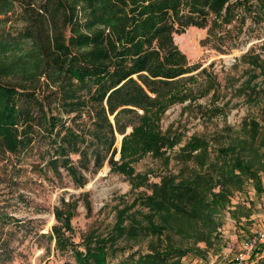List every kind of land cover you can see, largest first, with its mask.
I'll use <instances>...</instances> for the list:
<instances>
[{
	"label": "rangeland",
	"instance_id": "374dc122",
	"mask_svg": "<svg viewBox=\"0 0 264 264\" xmlns=\"http://www.w3.org/2000/svg\"><path fill=\"white\" fill-rule=\"evenodd\" d=\"M13 1L14 12L0 18V38L18 43L21 51L30 55L38 67L36 78L27 82L26 87L35 91L40 106L32 104L30 107L35 120L30 122L32 131L26 146L12 153L0 140V264H79L73 250L63 252L57 247L53 235L55 226L62 228L65 237L83 252L85 240L90 236L115 239L119 252L109 264H126L133 253L164 249L170 240L166 236L136 240L117 238L114 233L117 209L127 208L130 216L138 211L148 213L140 205L129 207L137 199L151 195L152 185L160 183L169 173L181 171L188 175L189 169L197 163L186 164L178 155L192 137H204L215 146L223 137L238 135L245 121L257 119L263 124L264 0H228L215 13L207 6L205 29L189 27L184 33L174 35L189 66L198 67L190 75L205 70L215 79L210 81L206 75L200 77L199 84L191 85L192 99L173 104L166 111L160 122L161 129L170 136L176 134L181 141L165 150L168 161L147 154L131 164L134 177L145 175L148 179L141 187L138 181L133 182L113 170L109 163L114 148L117 149L114 161L121 163L122 142L132 132V127L127 128L125 135L115 132L114 147L100 167L95 156L98 145L92 134L96 109L89 101V94L87 91L78 93V100L84 103L78 109L65 106L66 101L59 100L69 79L56 69L52 55L56 39L61 38L68 44L76 33L91 36L103 29L110 34L109 27L87 26L94 10L89 7L95 8L94 3L87 0ZM230 8L231 13L227 14ZM18 79L17 82L22 83V79ZM23 100L28 107L26 99ZM44 114L60 120L53 132L52 126L44 124ZM114 117H110L113 124ZM63 125L82 134L86 160L79 153L67 156L58 153L57 133L62 131ZM104 155L106 151L102 157ZM67 158L71 164L65 167ZM70 166L78 172L75 178L67 170ZM58 210L74 211L71 230H65L57 220ZM229 211L250 213V216L235 220ZM221 220L223 225L214 246L198 244L205 251L203 258L189 255L182 263L241 264L247 261L252 255L247 247L249 241L264 237V193L257 195L248 184L243 192L233 196Z\"/></svg>",
	"mask_w": 264,
	"mask_h": 264
},
{
	"label": "trees",
	"instance_id": "16d2710c",
	"mask_svg": "<svg viewBox=\"0 0 264 264\" xmlns=\"http://www.w3.org/2000/svg\"><path fill=\"white\" fill-rule=\"evenodd\" d=\"M87 1L95 5V8L89 7L94 10L87 26L109 27L110 34L103 29L91 36L76 33L68 44L61 38L56 39L52 52L56 69L69 79L59 100H65V106L78 109L84 106L78 100V93L89 94V101L96 109L92 134L93 142L98 145L95 156L100 167L114 147L115 132L125 135L127 128L132 127L122 142L121 163L114 161L116 148L109 163L113 170L133 182L138 181L141 187L148 179L145 175L134 177L131 164L147 154L168 161L165 150L181 141L176 134L170 136L162 131L160 122L166 111L173 104L192 99L191 85L199 84L200 77L215 79L205 70L190 75L198 67L189 66L174 35L184 33L189 27L205 29L209 14L205 8L209 6L214 13L219 12L228 0ZM13 12V0H0V18ZM20 47L15 41L0 38V140L12 153H17L30 140V122L35 120L30 107L40 106L35 91L26 87L27 82L36 78L38 67ZM18 78L22 83L17 82ZM6 80L14 83L8 85ZM261 113L263 124L257 119L245 121L238 135L223 137L215 146L204 137H192L178 156L186 164L195 161L197 166L189 169L188 175L180 171L162 177L160 183L152 185L151 195L137 199L129 207L140 205L148 213L138 211L130 216L127 208L117 209L114 231L117 238H170L164 249L133 253L126 264H185L182 259L189 255L203 258L205 251L198 244L214 246L223 225L221 215L228 210L233 196L243 192L248 184L257 195L264 193V111ZM114 115L113 124L110 117ZM42 118L44 124L52 126V132L60 123L47 114ZM61 130L57 133L58 153L64 156L79 153L86 160L82 134L64 125ZM103 151L106 155L102 157ZM70 164L67 158L65 167ZM67 170L73 178L78 175L71 166ZM73 212L58 210L56 213L67 231L71 230ZM229 212L235 220L250 216V213ZM53 235L57 247L63 252L73 250L79 264H109L119 252L113 238L90 236L85 240L83 252L65 237L62 228L55 226Z\"/></svg>",
	"mask_w": 264,
	"mask_h": 264
},
{
	"label": "built area",
	"instance_id": "2783aa9c",
	"mask_svg": "<svg viewBox=\"0 0 264 264\" xmlns=\"http://www.w3.org/2000/svg\"><path fill=\"white\" fill-rule=\"evenodd\" d=\"M263 243H264V237H261L259 239H252V240L249 241L247 247L249 248L250 253H252V255H253L254 250L257 249L259 244H263ZM251 256L249 257V259L247 261L242 262L241 264H248V261L250 260ZM242 260H243V258H242Z\"/></svg>",
	"mask_w": 264,
	"mask_h": 264
},
{
	"label": "crops",
	"instance_id": "0c3cea01",
	"mask_svg": "<svg viewBox=\"0 0 264 264\" xmlns=\"http://www.w3.org/2000/svg\"><path fill=\"white\" fill-rule=\"evenodd\" d=\"M255 258L251 259L248 264H264V244L259 245Z\"/></svg>",
	"mask_w": 264,
	"mask_h": 264
}]
</instances>
